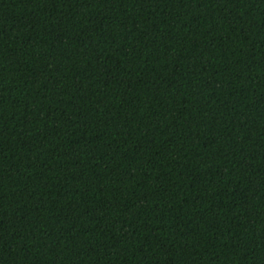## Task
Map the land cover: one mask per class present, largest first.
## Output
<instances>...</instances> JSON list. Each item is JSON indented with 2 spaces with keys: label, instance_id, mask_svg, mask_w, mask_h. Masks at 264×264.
Wrapping results in <instances>:
<instances>
[{
  "label": "trees",
  "instance_id": "trees-1",
  "mask_svg": "<svg viewBox=\"0 0 264 264\" xmlns=\"http://www.w3.org/2000/svg\"><path fill=\"white\" fill-rule=\"evenodd\" d=\"M0 264H264V0H0Z\"/></svg>",
  "mask_w": 264,
  "mask_h": 264
}]
</instances>
